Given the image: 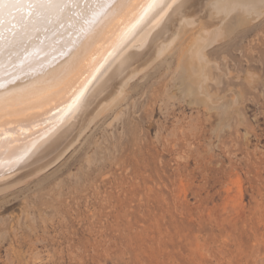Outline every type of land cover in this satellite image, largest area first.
Wrapping results in <instances>:
<instances>
[{"label": "rangeland", "instance_id": "374dc122", "mask_svg": "<svg viewBox=\"0 0 264 264\" xmlns=\"http://www.w3.org/2000/svg\"><path fill=\"white\" fill-rule=\"evenodd\" d=\"M248 11H204L200 54L171 48L0 192V264H264V0Z\"/></svg>", "mask_w": 264, "mask_h": 264}, {"label": "bare ground", "instance_id": "6f19581e", "mask_svg": "<svg viewBox=\"0 0 264 264\" xmlns=\"http://www.w3.org/2000/svg\"><path fill=\"white\" fill-rule=\"evenodd\" d=\"M256 1L160 0L143 14L136 0L118 13L107 14L111 6L105 8L83 29L78 16L53 10L36 30L15 37L5 31L0 36V192L57 166L98 117L120 104L131 81L171 48L185 45L182 57L193 60L196 42L210 32H197L204 11L223 23L221 13L249 12Z\"/></svg>", "mask_w": 264, "mask_h": 264}, {"label": "snow or ice", "instance_id": "6c2138e0", "mask_svg": "<svg viewBox=\"0 0 264 264\" xmlns=\"http://www.w3.org/2000/svg\"><path fill=\"white\" fill-rule=\"evenodd\" d=\"M133 2L136 0H0V36L5 31L15 37L28 29L36 30L53 10L69 18L78 16L83 29L91 25L105 8L111 6V12L107 14L118 13ZM139 3L142 13L147 14L160 0H139Z\"/></svg>", "mask_w": 264, "mask_h": 264}]
</instances>
